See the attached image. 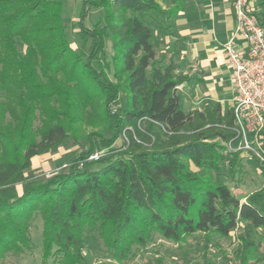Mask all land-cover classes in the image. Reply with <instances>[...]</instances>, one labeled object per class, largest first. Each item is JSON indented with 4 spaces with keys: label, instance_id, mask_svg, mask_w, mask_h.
<instances>
[{
    "label": "trees",
    "instance_id": "1",
    "mask_svg": "<svg viewBox=\"0 0 264 264\" xmlns=\"http://www.w3.org/2000/svg\"><path fill=\"white\" fill-rule=\"evenodd\" d=\"M62 3L0 0V259L31 247L35 213L42 221V264L53 255L61 264H87L82 248L94 231L117 261L153 233L181 242L195 232L227 236L244 222L264 237V190L240 202L213 175L235 136L232 111L223 115L215 103L185 112L176 89L191 77L156 58L154 29L176 16L180 0L166 8L157 0H81L85 58L67 40ZM91 7L104 16L86 27L82 19ZM253 7L264 30V0ZM108 35L113 54L104 64ZM142 117L147 128L136 126ZM84 125L95 129L65 167L35 175L31 158L70 138L77 143ZM94 137L105 151L90 160ZM117 139L122 144L113 148ZM230 154L233 168L238 152ZM249 228L240 264L254 259Z\"/></svg>",
    "mask_w": 264,
    "mask_h": 264
},
{
    "label": "rangeland",
    "instance_id": "2",
    "mask_svg": "<svg viewBox=\"0 0 264 264\" xmlns=\"http://www.w3.org/2000/svg\"><path fill=\"white\" fill-rule=\"evenodd\" d=\"M253 5L254 0H250ZM104 11L100 7H91L87 15L82 19V23L86 27H91L103 19ZM62 22L65 26V33L70 46L78 52L84 54V58L88 53L89 40L79 32L77 22L81 18V0H63L62 3ZM20 47V46H19ZM21 48V47H20ZM113 54L112 41L110 36L105 40V51L101 56L102 62H110ZM96 67L97 65L94 64ZM108 77L112 78V72L106 71ZM195 77H197L195 75ZM193 81L187 85L178 87L177 93L181 96V102H185L187 92H191ZM210 106L213 104L209 103ZM186 111L187 106H184ZM232 107L229 100L222 101L221 113L225 115ZM39 125L36 119L34 126ZM142 128H147L146 122L141 123ZM156 140H162L163 135L154 127H151ZM95 128L84 125L80 130V136L77 143L72 138L59 146L55 152H47L36 155L31 158V169L35 175L40 177H48L51 174L64 168V163L72 154H77L81 145L85 144L83 135ZM106 135L111 134V130L104 132ZM97 152H104L105 148L99 145L96 137L93 139ZM122 139H117L112 147H119ZM256 150L264 154V135L260 136L254 142ZM258 148V149H257ZM226 162L221 169L213 173L214 177L226 184L231 192L240 200L245 202L247 196L253 191L264 190V162L252 152H238L235 166L231 168V160L233 155L227 151ZM259 206H263L259 204ZM249 227L246 223L240 222L237 227L227 236H219L211 233L205 235L201 232H195L189 235L184 241L174 242L163 238L158 233H153L145 244L134 245L127 257L121 261L114 260L110 252L103 245L97 231L87 233L88 236L82 248V254L87 264H151L153 260L160 259L161 264H240V254L243 238L246 237V230ZM250 236L254 240L255 249L252 252L251 264H264V237L260 229L249 228ZM42 221L38 213H35L30 221L29 234L32 245L29 249H25L22 253H8L0 259V264H42L41 246H42ZM208 236V237H207ZM59 257L51 256L47 260V264H61Z\"/></svg>",
    "mask_w": 264,
    "mask_h": 264
},
{
    "label": "crops",
    "instance_id": "3",
    "mask_svg": "<svg viewBox=\"0 0 264 264\" xmlns=\"http://www.w3.org/2000/svg\"><path fill=\"white\" fill-rule=\"evenodd\" d=\"M174 1L157 0L163 8ZM180 2L182 8L176 16L154 29L156 58L161 59L163 65L171 64L176 75L191 77L188 82L193 81L189 86L192 91L187 92L182 102L184 111V106L192 112L202 111L209 103H219L221 107L224 100H229L233 106L230 67L223 50L236 24L232 0ZM188 82L179 86H186Z\"/></svg>",
    "mask_w": 264,
    "mask_h": 264
},
{
    "label": "built area",
    "instance_id": "4",
    "mask_svg": "<svg viewBox=\"0 0 264 264\" xmlns=\"http://www.w3.org/2000/svg\"><path fill=\"white\" fill-rule=\"evenodd\" d=\"M232 6L236 24L223 50L234 90L231 111L235 136L225 144L226 151L252 152L264 162V154L254 146L255 140L264 135V30L256 19L253 5L246 0H232ZM146 120L142 117L136 126L141 128ZM100 156L101 152H95L89 159L96 160Z\"/></svg>",
    "mask_w": 264,
    "mask_h": 264
}]
</instances>
